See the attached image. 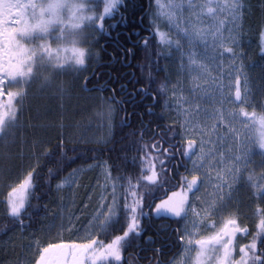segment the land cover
<instances>
[{
    "label": "trees",
    "instance_id": "1",
    "mask_svg": "<svg viewBox=\"0 0 264 264\" xmlns=\"http://www.w3.org/2000/svg\"><path fill=\"white\" fill-rule=\"evenodd\" d=\"M2 1L0 0V16H6ZM150 2L152 5V0ZM90 5L92 8L89 12L99 7L96 0L90 2ZM152 14L153 8L152 6L149 8V0H123L106 18L99 22L97 19L86 25V43L93 52L87 63L88 75L97 68L98 71L93 76L94 83H92L97 86L98 83L95 82L99 77L98 72L102 70L101 83H104L102 87L104 91L101 89L90 91L91 84L89 82L86 84L84 73L74 74L75 82L71 79L62 81L61 77L54 76L52 82L50 79L46 80L48 72L40 65L35 67L34 74L28 78L29 83L25 89L28 101L22 111L20 109L18 116L20 120L18 119L16 124L9 125L7 138L5 136L0 138V174H10L9 164L2 165L1 144L9 148L16 142V151L9 152L7 149L5 154L11 155L12 158L16 156L19 171L21 170L19 174L29 172V168L33 169L31 171L33 187L20 215L13 216L7 211L8 209L3 205L4 200L1 199L7 195L12 186L20 182L21 176L13 180L7 176L0 179V264H36L41 251L49 246L84 242L90 219L98 209L99 197L98 191L91 192L97 179V170L89 169L98 165L109 167L111 206L115 197L120 223L107 229L101 226L95 236L98 242L97 247H100V241L107 245L116 236L123 234L124 205L132 202L129 190V181H131L133 185H138L135 189L138 196H143L145 215L140 218L139 235L134 239L129 237L133 254L130 264L153 263V257L157 264L170 260L179 251L182 214L179 217L168 214L158 216L154 206L160 202L161 199L158 198L165 194L164 185L161 188L142 180L144 175L150 174L152 164H155L157 172L161 169L158 157L163 151L158 153L151 145L160 138L173 143L182 137L179 124L173 122L166 113L170 74L163 62L165 55L162 52L163 65L160 69L158 66L159 71H155L154 64L157 61L153 54L158 51L157 39L154 38L155 40H151L150 43L156 45L153 46L152 51H147L149 58H145L143 64H141L142 53L140 52L142 43L134 46V60L127 74L122 62L123 52L126 56L125 63H129L130 60L129 52L123 50V46L132 48L128 38L130 37L131 41L136 43L135 34L150 21L153 22ZM20 25L18 23L15 26L16 31ZM16 35L18 37V33ZM41 39L43 37L37 35L27 43L39 45ZM253 52L248 64L260 78V84L257 83V86L259 84L263 87L261 97H264V55L260 54L258 47H255ZM150 58L153 64H149ZM261 65L262 71L259 68ZM43 80H46L47 86H52L47 88L42 84ZM144 90L155 94L158 102L150 105L153 100L149 96L141 101ZM87 91L98 95V100L100 95L105 97L115 107L113 135L106 144L76 139L74 128L69 126L72 122L74 124L79 122L80 115L89 108V101L84 100L83 97ZM128 93L133 101L126 104L127 113L125 114L124 107L113 98L119 97L123 100ZM134 97L136 99H133ZM60 105L65 111L64 115ZM47 108L54 111L50 119L47 117ZM5 109L0 107L2 112H5ZM26 111L30 112V117L25 115ZM158 124L161 125L158 130L164 133L162 137L155 138L154 127ZM47 127L48 131L45 129ZM163 159L165 171L162 177L164 180L167 176L166 179L169 180L170 160L167 156ZM84 171H86L85 175L76 185L68 188L57 187L74 174ZM248 174L250 178L241 191L242 213L248 217L254 214L255 207L262 210L254 228L257 233L260 231L259 220L264 219V195L260 194L261 189L259 190L258 187L256 189L254 186L258 185L264 177V156L252 163ZM245 195L247 197L251 195L248 201H245ZM257 195L262 196L257 198ZM257 242L259 252L261 248H264V234L258 238ZM126 247L127 242H122L120 261L113 259L106 264H128L125 261ZM159 252L161 256L157 258Z\"/></svg>",
    "mask_w": 264,
    "mask_h": 264
},
{
    "label": "rangeland",
    "instance_id": "2",
    "mask_svg": "<svg viewBox=\"0 0 264 264\" xmlns=\"http://www.w3.org/2000/svg\"><path fill=\"white\" fill-rule=\"evenodd\" d=\"M89 1L82 0L86 4V9L76 12L74 15H88ZM2 2L6 16L2 14L0 16V47H3L6 52L10 50L11 53L10 58L8 55L4 57L3 67L8 69L9 63L16 67L14 75L11 77L7 75L6 71L0 72V78L5 81L3 85H0V107L2 109L6 108L5 112L0 111V116H3L4 119V123L0 125V128L3 129L0 131V138L3 136L7 138L9 125L17 123L14 121V116L18 112L16 103L21 98V102H24V92L29 83L24 74L28 70L31 53L25 52L16 33L21 30L22 24L30 25L32 23V9L26 7L29 0H3ZM155 2L157 4L161 3L159 0H155ZM173 10L176 11L175 8ZM168 11L167 15L165 11L164 14L160 13L163 17L166 15L165 20L168 22L167 26H169L168 35L164 36L168 40L165 39L163 42L165 46H170L173 54L172 61L168 66L170 77L167 85L169 100L165 107L166 113L173 122L179 124L182 131L181 139L186 144L190 140L194 142L193 147L196 148V151L191 162V173L201 174L204 179L202 191L194 192L197 195L193 198L194 203L199 202L201 204L203 211L195 208V214L185 219V250L173 264H209L211 254L207 249L202 250L200 244L197 243V241L207 239L200 229L203 225L204 214L208 213L210 215L215 210L221 211L231 204L236 205L237 202L235 203L234 198L238 186L243 182L244 174H248L250 166L257 158L264 156V148L260 147L261 140L264 138V123L261 122L264 118V97H261L263 87L259 86L260 78L257 73H254L253 68L251 70L247 65L254 52L252 49L247 47L245 49L244 47L247 34L250 38L255 37L257 42L260 36L256 37L254 34L246 33L243 28L241 50L229 53L224 48V50L220 49L221 43L215 45L213 38L198 37L194 39L191 37L188 30H186V16L183 14L180 18L176 13L175 19L174 12L170 9ZM67 15V10H65L64 16L67 17ZM97 19L99 22L104 18L97 17L84 21V27L80 30V35L86 37V40V25ZM18 23L21 25L16 31L15 26ZM5 28L9 30L7 40L4 38ZM59 36L60 26L57 25L46 38L55 41ZM260 43H264V40H261ZM260 51V54L264 55V48ZM37 65L46 69L48 72L46 80L50 79L51 82L53 76L61 77L62 81L71 79L72 82H75L74 78H76L77 73L85 74L88 71V65L77 71H72L70 68L56 70L42 56L36 58ZM259 68L262 71L263 66L261 65ZM13 77L15 78L13 79ZM46 80H43L42 84L44 86H47ZM237 80L241 83L243 91L241 105L236 103L235 98ZM257 83H259L258 86ZM9 93L12 95L9 96ZM97 96L90 93V91L85 93L83 97L84 100L89 101V108L80 115L81 120L79 122L76 121L75 124L72 122L69 126L74 128V138L76 139L84 142L106 144L113 135L115 107L105 97L100 95L99 101ZM61 110L64 115L65 111L62 107ZM24 113L27 117L31 116L29 111ZM46 113L50 119L54 111L47 108ZM243 113L248 115L245 116ZM30 127L32 126L30 125ZM45 129L48 131V127ZM71 133L69 134L71 135ZM11 145L7 148V146L1 144L2 165L7 166L9 164L10 174H0V179L7 176L10 180L16 179L19 175L21 176L20 182L12 186L7 195L1 199L4 200L3 205L10 214L9 193L14 188H18L28 174L33 171L29 168V172L25 171L23 174H19L21 170L19 171L16 156L12 158L11 155L5 154L7 149H9V152L16 151L17 143L14 142ZM89 170H97V179L91 192L98 191L99 197L98 209L89 222L87 237L84 240L86 242L60 244L66 246L63 250L50 248L49 246L47 247L50 249L48 254H45L43 249L39 257L42 254L48 256L49 264H106L114 259L112 257L96 259L95 257L99 256V251H102L100 247H97L98 243L82 254L78 248L72 247L74 245L89 244L92 239L96 238V233L102 226L103 217L108 214L107 210L111 206L112 192L109 167L98 165ZM85 172L74 174L60 188L76 185L82 180L81 178L85 175ZM221 178L223 184H221ZM218 185H221L219 190ZM32 187L25 193L24 206ZM254 187L261 189L260 194L263 193L264 195V178ZM250 196L245 195V201H248ZM260 196L262 195H257V198ZM191 211L193 212V210ZM210 226L211 229H216L217 223L210 224ZM197 231L198 234H196ZM74 257L77 259H74ZM36 264H39V258ZM216 264H219V259Z\"/></svg>",
    "mask_w": 264,
    "mask_h": 264
},
{
    "label": "flooded vegetation",
    "instance_id": "3",
    "mask_svg": "<svg viewBox=\"0 0 264 264\" xmlns=\"http://www.w3.org/2000/svg\"><path fill=\"white\" fill-rule=\"evenodd\" d=\"M161 3H158L160 6V9L156 8L155 5L157 4L155 0H153V22L150 21L147 26H143L140 31H137L135 34L136 36V43L131 41V38L129 37V41L132 45V48H129L127 46H123V50L129 52V63L126 62V56L125 53L123 52L124 57L122 58V62L124 67L126 68L125 74H127L129 68L131 67L133 60H134V46H138L139 43L141 44V50L140 52L142 53V61L141 64H143L145 58L147 57V51L151 50L154 45L156 44H151V40H157V51L153 54V57L156 58L155 61H157L154 66L155 71H159L160 67L163 65L162 63L164 62L165 65L169 66L171 63V59L168 61L161 62V43H162V37L164 34H168L169 32V26L167 21L165 20L166 15L163 17L161 14H164L165 9H170V11H173V8H175V19H176V13L178 16L181 18V15L186 16V30L190 33V36L195 38H213L215 45L218 43H224V47H219L220 49H226L227 47H232L233 52L241 50L242 47V29L244 28L246 33H251L256 35V37L260 36L261 40H264V0H244V7H242V15L238 21V23L233 22L232 17L229 15V9L226 7V5L231 3V0H159ZM211 7L214 9L213 12L209 13L208 8ZM161 13V14H160ZM179 18V19H180ZM167 19V18H166ZM179 22V20H177ZM181 21V20H180ZM221 21L223 22V28H222V36L217 33V29L220 28ZM244 21V22H243ZM180 23V22H179ZM182 23V22H181ZM151 27H150V26ZM232 30V35H235L237 38V43L236 44H231L228 43L225 38L229 36V30ZM221 37V38H220ZM255 37L250 38L247 34L246 37V42L244 44L245 47L251 48L252 46L257 44V40L255 41ZM222 41V42H221ZM261 48L263 49L264 43H260ZM223 49V50H224ZM167 52V51H166ZM166 55V54H165ZM168 57V55L166 56ZM152 59L150 58L149 64H153ZM159 66V69H158ZM158 69V70H157ZM97 68H94L93 71L88 75L89 72L86 74V84L89 82L91 86L89 87L90 91H93L94 89H101L105 90L102 88L104 86V83L101 79L103 71L100 70L98 72L99 77L97 78V81L95 83H98L97 86L93 85V76L97 72ZM143 74H141L142 76ZM110 81V80H109ZM108 81V82H109ZM99 83H101L99 85ZM142 93L144 97L141 99V101H144L147 97L149 96L152 98L153 103L150 105H154L156 102V98L153 93L151 92H146L145 90ZM140 93V92H139ZM114 94V93H113ZM135 95V94H134ZM103 97V96H102ZM133 99H136L134 97ZM114 101H117L121 106L124 107L125 114L127 113V107L126 104L131 103L133 100L130 99L129 93L126 94L123 98H113ZM148 105V104H147ZM149 106V105H148ZM150 108V107H149ZM151 113V110H150ZM126 117V115H125ZM160 124L156 125L154 127L155 133V138L156 137H162V134L164 133L162 130H158L160 128ZM164 140V141H163ZM161 139L157 140L160 142V152L163 151L165 148H169V146L172 147V152H174V155L167 156L168 160H170V171L168 174L169 180H167V176L164 178V192L165 196L164 199H167L168 196L171 195L172 192H181L182 189H186V184L187 181H190L192 179V176H198L199 180L197 183V186L193 188L191 192L187 193L188 200H187V205L185 208V214H184V222L185 219H188L190 217L189 212L192 210V208H198L200 211H203L201 204L199 202L194 203L193 198L197 194L194 192L196 191H202L203 185H204V179L201 174H192L191 173V162L193 160V154L195 153L196 149L192 147L191 151L188 152L187 155H185V152L187 151V145L183 143L181 140L176 141V142H168L166 139ZM156 141V142H157ZM154 142V143H156ZM164 144V145H163ZM165 146V147H164ZM175 172V173H174ZM246 175V174H244ZM241 191H242V186L238 187L237 194L235 196V205H229L228 208L223 209L221 211L215 210L213 214H205L203 220L205 221L204 226H203V233L204 237L207 239L211 237L212 235L215 234L216 231H218L221 227H223L224 222H226L230 218H236L241 227L247 228L248 229V235H244L242 233H238L236 236V240L234 242L235 247L234 251L231 256L232 261H239L241 253L239 252V247L250 244L252 240V236L256 234V229L255 226L258 222V216L262 214L261 209H257L256 207L254 208V214L249 215L248 217L243 215L242 213V197H241ZM198 193V192H197ZM259 213V214H258ZM260 222V220H259ZM217 223L216 229H211L210 224ZM183 229V228H182ZM211 247V246H209ZM182 250V246L180 251ZM211 254L210 257V263L211 264H216V261L218 260V257L222 255L221 252L217 251V254L213 251H208ZM125 259L126 262L129 264L130 258L132 257L131 253V243L130 240L127 242V247H126V252H125ZM161 253L159 252L157 254V258H160ZM139 255V254H138ZM160 260V259H159ZM153 263H148V264H155L154 262V257L152 259ZM166 264V263H163Z\"/></svg>",
    "mask_w": 264,
    "mask_h": 264
},
{
    "label": "snow or ice",
    "instance_id": "4",
    "mask_svg": "<svg viewBox=\"0 0 264 264\" xmlns=\"http://www.w3.org/2000/svg\"><path fill=\"white\" fill-rule=\"evenodd\" d=\"M229 9V15L232 17L233 22L238 23L241 15H242V7H243V0H231V3L226 5ZM107 11V9H106ZM214 9L209 7L208 12H213ZM7 23V21H6ZM222 28H223V22L221 21L220 28L217 29V33L222 34ZM8 29H4V38L7 40L8 38ZM232 30H229V36L225 38L228 43L236 44L237 38L235 35H232ZM221 47H224V43H221ZM227 52L231 53L233 52L232 47H227L225 49ZM8 55L10 58V50L6 52V50L3 47H0V72H7L8 76L14 75V67L11 63L8 65V69H5L3 67V61L4 57ZM195 63V61H193ZM5 81L0 78V85H3ZM237 85L239 84V80L236 81ZM12 94L9 93V96ZM235 97L237 100L240 99L241 93L239 88L237 87L235 91ZM243 115L247 116V113H243ZM262 123H264V118L261 120ZM4 123L3 116H0V125ZM193 141H188L187 145V151L185 152V155L188 154V152L191 151L193 146ZM160 142L157 141L151 147L155 149L158 153H160ZM147 147V146H145ZM172 147L169 146V148L163 149V152L160 153V156L158 157L159 162L161 164L160 172L156 171L155 164L151 165L150 168V174L144 175L142 177L143 181H146L148 184L157 185L158 187H163L164 180L162 177V173L165 171L163 164L164 159L163 157L174 155L175 153L172 152ZM260 147L264 148V138H262ZM195 163V162H193ZM199 177L193 175L192 179L190 181H187L186 189H182L181 192H172L170 196L167 197V199H161L158 204L154 206L155 213L159 216L161 214H168L171 216L179 217L182 213L185 212V208L187 205L188 196L187 193L191 192L194 187L197 186ZM221 184H223V179L221 178ZM32 187V173L30 172L28 176L24 179V181L18 186V188H14L11 193H9V204H10V212L13 216H19L21 210L24 208V201H25V193L28 191L29 188ZM62 187V185L57 186ZM138 187V185H133L131 181H129V190H130V196L132 198L131 203H126L124 205V215L122 217L124 224H123V234L118 235L115 237V239L107 244L104 245L102 241L99 242V246L102 249V251H99V256L95 257L96 259H107L108 257L114 258L116 261L121 260V246L122 242H128L129 237H132L133 239L139 235V232L141 231L140 228V218L145 215L143 212V196H138L137 191L135 190ZM147 187V185H145ZM218 190L220 189L221 185H218ZM127 199V197H126ZM108 214L103 217V223L102 227L104 229H107L108 227H114L120 223V218H118V207L115 202V197L113 199V205L108 208L107 210ZM260 231H258L254 236H252V240L250 244H246L239 247V252L241 253L239 261H232L231 256L234 251L235 247V240L238 233H242L244 235H248V229L241 227L239 221L236 218H230L226 222H224L223 227H221L218 231L215 232L214 235L209 237L205 240L197 241L198 244H200L201 249H207L208 251H219L222 253L218 257L219 264H264V248H261L258 252V238L264 234V219L260 220L259 223ZM98 242L95 239H92L89 244L86 245H74L72 247L78 248L81 252H86L87 250L91 249L93 245H96ZM211 246V247H209ZM64 245H52L50 248L54 249H61L65 248ZM45 254H48L50 252L49 248H45L44 250ZM96 251V250H94ZM74 259H77L74 257ZM39 264H49V257L46 255H40L39 257Z\"/></svg>",
    "mask_w": 264,
    "mask_h": 264
},
{
    "label": "clouds",
    "instance_id": "5",
    "mask_svg": "<svg viewBox=\"0 0 264 264\" xmlns=\"http://www.w3.org/2000/svg\"><path fill=\"white\" fill-rule=\"evenodd\" d=\"M122 2L123 0H96L99 7L94 8L90 14L74 15L86 9L82 0H29L26 7L32 9V23L22 26L18 32L19 43L26 53H31L28 70L24 75L31 77L34 74L36 58L39 56L47 59L56 70L70 68L77 71L85 68L93 52L85 42L86 37L80 35L84 21L97 17L106 18ZM65 10L67 17L64 16ZM57 25L60 26L59 38L55 41L46 38ZM36 35L43 37L39 45L27 43Z\"/></svg>",
    "mask_w": 264,
    "mask_h": 264
},
{
    "label": "water",
    "instance_id": "6",
    "mask_svg": "<svg viewBox=\"0 0 264 264\" xmlns=\"http://www.w3.org/2000/svg\"><path fill=\"white\" fill-rule=\"evenodd\" d=\"M237 87H238V88H239V90H240V85H238ZM240 93H241V90H240ZM241 99H242V96L240 97V99H239V100H237V99H236V100H237V103H240V102H241Z\"/></svg>",
    "mask_w": 264,
    "mask_h": 264
}]
</instances>
